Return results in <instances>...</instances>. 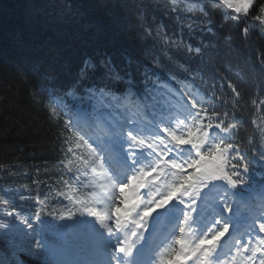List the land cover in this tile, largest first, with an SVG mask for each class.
I'll return each mask as SVG.
<instances>
[{"label":"trees","instance_id":"1","mask_svg":"<svg viewBox=\"0 0 264 264\" xmlns=\"http://www.w3.org/2000/svg\"><path fill=\"white\" fill-rule=\"evenodd\" d=\"M170 1L175 3L0 0V264H67L85 252L81 225L92 214L76 178H84L89 165L84 141L71 127L65 129L66 115L72 108L90 114L110 101L63 95L85 60L97 66L90 83L103 82L97 77L103 76L100 62L107 58L122 73H132L131 93L126 84L117 86L121 98L148 96L142 80L150 89L167 81L190 90L204 107L230 113L225 121L242 127L234 143L247 148L248 141L259 146L264 139V25H250L255 31L244 39L219 0H204L207 11L197 15V27L207 33L204 44L189 35L187 21L178 25ZM163 20L166 29L158 25ZM177 32L201 51L189 52ZM165 36L171 38L167 44ZM232 86L241 93L239 104ZM36 238L52 253L43 246L34 250Z\"/></svg>","mask_w":264,"mask_h":264},{"label":"snow or ice","instance_id":"2","mask_svg":"<svg viewBox=\"0 0 264 264\" xmlns=\"http://www.w3.org/2000/svg\"><path fill=\"white\" fill-rule=\"evenodd\" d=\"M174 2V0H173ZM219 3L222 4L229 11L227 13L229 19L240 25V33L244 39H248L254 28L250 25H264V0H219ZM174 12H178V8L173 9ZM207 11L206 8H201L199 13L194 14H205ZM208 24H211V21H208ZM191 27V25H189ZM209 32H212L213 29L209 26L207 28ZM171 40L170 37L165 36L164 42L167 44ZM175 43V42H173ZM178 46V45H177ZM189 52L199 53L201 50L199 48L193 49L191 45L187 46ZM262 58V63H264V53L260 54ZM100 67L105 71L102 77H97L98 80H102V83H90L89 81L93 78V75L97 71V66L92 64L89 60H85L84 64L81 66L78 73L77 79L73 84L64 90V96H73L77 93L80 94V97L84 101H92L98 97H104L109 99L111 102L119 103L122 93L117 90V86L120 84H126L128 87L125 91L131 93L132 85L134 84L132 73L126 72L122 73L117 70L114 65L111 63V59L107 58L101 60ZM142 84H145V92H150V89L147 86V79L141 81ZM232 91L235 96L238 98L236 103L239 104L241 93L232 86ZM183 96L184 93H181ZM191 96V93L187 94ZM58 100L63 102V96H58ZM200 102L192 97L190 100L191 109L195 110L194 112L189 113L191 119L190 123H186L185 120H180L178 125L180 127L166 126L162 129V133L167 137L157 136L155 140L151 138H144L143 136H135L131 132H128V135L132 141L131 148L129 151L132 152L130 157L131 162H135V154L138 153L143 148H150L156 152H160L161 149L159 145H163L165 148H168L171 151V145H175L176 149L181 148L182 145H191L197 152V155L200 157L199 160L193 161L187 166V171H191L192 168L197 169V172L191 173L187 177H182V184L179 186H174L172 190L162 198L158 200H149L147 202L148 207H145L140 213L141 219L137 221L140 227H143V221L146 220L149 215L157 208H162L169 202L173 201L174 198H177L178 193L183 191V187L195 183L197 180H217L222 179L227 182L232 188H237L238 186L245 184L247 182V173L250 172L252 164L255 163V157L259 156L261 160H264V139L261 140L259 146L253 145L251 141H248L249 147L243 148L239 143H234L231 140V137H239L242 127L238 123H228L225 121L224 117L230 115L227 112H221L216 108L212 107H203L199 106ZM199 106V107H198ZM64 107L67 108V104H64ZM52 113L56 114V108L52 109ZM207 114V123L204 122V116ZM79 115V114H77ZM216 121L214 124L213 121ZM69 127H77V122L72 120L65 125V129ZM209 130H214L216 132L229 134L230 139L228 142L223 140L209 143L211 139L209 135ZM119 133H117L118 135ZM83 140V137L80 138ZM80 145H78L79 147ZM84 146L89 150V156L93 157L91 163L98 164L101 161L105 160V149L97 145L93 147L92 144L84 141ZM71 151V150H70ZM210 158H216L213 163L205 164L204 162ZM238 161V163H234ZM203 165V166H202ZM102 166V165H101ZM176 168L182 167L179 164L174 165ZM232 169H238L233 171ZM95 171V168L93 169ZM153 172H145L141 169L137 174L130 175L128 182L120 184L119 188L123 191L120 192L121 196L125 192V188H132V185H135V188L132 190L135 191L137 188H143L145 186V177L149 176ZM163 173H161L162 175ZM130 181V183H129ZM185 196L189 195L188 192L183 193ZM139 200V197H136ZM121 203H126L125 200H121ZM137 205H133L131 208H125L124 213L125 217L131 216L134 209H137ZM231 211V208L228 209ZM117 213L116 223L119 224L121 221L119 213L121 209L117 207L115 209ZM97 215L96 212L92 213ZM7 215L12 216L15 213L9 212ZM191 213H186L185 227L180 229L181 235L176 239V244L180 245H192V241L186 240L185 235L190 232V229L186 227L187 220L189 219ZM19 219V217H18ZM35 219L40 221V216L36 215ZM22 223H25L29 230L32 229V224H29L27 220H21ZM101 223H103V217H101ZM4 225H0L3 227ZM107 227V225H105ZM264 227V226H262ZM119 230V229H117ZM230 231V226H225L223 232L217 233L216 237H206L202 243L212 245L215 247L220 241L221 238L225 237ZM108 234H112V229H108ZM137 233H133L135 237ZM130 242L121 241L120 245H127ZM32 248L34 250H41L42 245L39 238H36L32 242ZM135 248V244H132L127 251V255L132 254V250ZM264 248V239L260 240L255 250L252 253L251 257H248L249 264H253L257 252L261 251ZM116 251L118 253H125V246H117ZM247 251V249H245ZM176 254L174 248L166 249L160 254V264H165V261L171 259L173 255ZM211 252L209 253V257ZM209 257H204V264H210ZM259 264H264V260H261Z\"/></svg>","mask_w":264,"mask_h":264},{"label":"rangeland","instance_id":"3","mask_svg":"<svg viewBox=\"0 0 264 264\" xmlns=\"http://www.w3.org/2000/svg\"><path fill=\"white\" fill-rule=\"evenodd\" d=\"M184 106V104H183ZM185 107V106H184ZM133 112L131 113V116L133 115ZM79 114V115H77ZM85 115L82 112H76L74 119L79 120V119H85ZM115 125H120L119 124V120L118 119H114L113 122ZM132 123H130V125H128V127L132 130L133 127L131 126ZM179 126V125H178ZM180 127V126H179ZM125 131H129L130 130H125ZM135 136H141L139 133H135L133 134ZM121 138H124L123 136H119ZM129 137V135H128ZM144 138L147 139V137L143 136ZM125 141L132 145V141L129 137V139H124L121 142V146L124 147L125 146ZM128 146V145H127ZM88 154V162L91 165V169H92V173L90 174V177L88 180L89 182V189L91 191V196H95L98 198V202L95 205V209L94 212L97 213V230L99 231V234H102L106 239V242H109V246L108 248H98V246L96 248L93 249V258L95 263L94 264H118L116 263V252H114L113 246L114 244L110 241L113 240V231L112 234H108V229H112V226L109 224L110 219H111V211L113 208L117 207L118 202L120 200V192H122V189L119 188V184L115 181H113L112 176L109 175V173L107 171L104 170L105 164H103L102 162H99L98 164H92L91 161L93 159V157L89 156V150L87 151ZM178 163H182V166H188L190 163V161L188 159L185 158H178V159H174L172 164L169 166V168H172L174 164H178ZM102 165V166H101ZM154 166V163H151V168ZM95 168V171H93V169ZM197 172V169L192 168L191 171L183 173L181 175H172L169 179L161 182L160 184V192L158 193L159 197L162 198L163 196L167 195L174 186H179L182 184V177H187L189 176L191 173ZM202 179L197 180L195 183H191L188 184L186 186L183 187V191L178 193V198L177 201L181 200V197L184 196V192H188L190 196L189 198L193 199L195 201V203H197L198 206V202L199 204H201V202L203 203L202 205L205 204V202L207 201H211L215 199V197H218L220 192L217 193H205V190L203 188H200L201 184H203L205 182V184L207 183L206 181H204ZM204 184V185H205ZM215 189L218 190H224V191H230L228 186H224L222 184H218L216 186H214ZM211 191H214L213 189H211ZM228 194H230V192H227ZM232 197V196H231ZM202 208L196 209L195 212H199L201 211ZM184 213H189V212H184ZM186 215V214H185ZM101 217H103V223H101ZM107 225V227L105 226ZM101 232V233H100ZM217 233H219V231L216 228H212L208 234L214 235V237L217 236ZM208 237L203 236L202 238H206ZM193 247L199 249V244L197 246H189L187 245V250L186 253H188V251ZM173 248V246L171 247ZM202 254V252H201ZM203 255L207 256V252H204ZM236 259L240 260L239 256H233L231 257L229 260L224 261L222 263L219 264H236ZM167 262V261H166Z\"/></svg>","mask_w":264,"mask_h":264},{"label":"bare ground","instance_id":"4","mask_svg":"<svg viewBox=\"0 0 264 264\" xmlns=\"http://www.w3.org/2000/svg\"><path fill=\"white\" fill-rule=\"evenodd\" d=\"M151 216H153V214H150Z\"/></svg>","mask_w":264,"mask_h":264}]
</instances>
